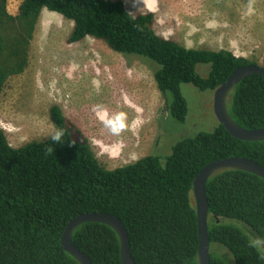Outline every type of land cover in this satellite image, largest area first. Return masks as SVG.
I'll return each mask as SVG.
<instances>
[{"label":"trees","instance_id":"1","mask_svg":"<svg viewBox=\"0 0 264 264\" xmlns=\"http://www.w3.org/2000/svg\"><path fill=\"white\" fill-rule=\"evenodd\" d=\"M8 2L0 0V95L9 78L28 67L44 9L73 21L68 43L92 36L150 63L165 109L180 122L189 113L183 83L215 90L237 67L257 64L229 49L187 47L166 38L153 26V11L133 14L124 0H23L16 14ZM201 63L211 64L208 75L199 72ZM227 106L241 125L264 127V75L237 83ZM50 116L54 134L21 146L12 145L0 125V264H81L63 247L62 236L73 218L91 212L124 222L137 264H199L197 175L208 163L230 156L264 165V140L238 138L219 122L211 131L179 140L164 158L152 153L108 168L60 106L52 105ZM207 194L211 246L218 243L232 253L211 249V264H264L251 238L264 243V177L242 169L220 171L209 178ZM227 218L245 223L251 236ZM73 239L93 264H123L112 226L84 222Z\"/></svg>","mask_w":264,"mask_h":264},{"label":"rangeland","instance_id":"2","mask_svg":"<svg viewBox=\"0 0 264 264\" xmlns=\"http://www.w3.org/2000/svg\"><path fill=\"white\" fill-rule=\"evenodd\" d=\"M22 1L9 0L10 12L18 13ZM124 1L133 14L153 11V26L166 38L187 47L229 49L264 65V0ZM73 25L63 15L43 10L28 67L10 77L0 95V125L12 145L54 134L52 105L60 106L67 119L83 130L108 168L152 153L164 158L179 140L219 125L215 90L183 83L189 113L180 122L165 109L150 63L92 36L70 44ZM210 69V63L198 65L203 75ZM226 223L237 224L251 236L245 223L229 218ZM211 249L232 256L218 243Z\"/></svg>","mask_w":264,"mask_h":264},{"label":"water","instance_id":"3","mask_svg":"<svg viewBox=\"0 0 264 264\" xmlns=\"http://www.w3.org/2000/svg\"><path fill=\"white\" fill-rule=\"evenodd\" d=\"M256 73L264 75V65L250 63L239 66L232 72L226 82L215 89L214 94V111L219 122L222 123L234 136L244 140H264V127L247 128L238 123L229 112L227 98L237 83L247 76ZM227 169L247 170L264 177V165L252 158L243 156H230L215 160L201 169L194 181V196L198 213L199 234L201 238L198 254L199 264H211L207 182L215 173ZM88 221H99L112 226L118 233L121 241L123 264H137L131 253V242L126 225L116 215L104 212H91L78 215L68 223L63 233V247L77 258L81 264H93V262L83 250L76 246L73 235L80 224Z\"/></svg>","mask_w":264,"mask_h":264},{"label":"clouds","instance_id":"4","mask_svg":"<svg viewBox=\"0 0 264 264\" xmlns=\"http://www.w3.org/2000/svg\"><path fill=\"white\" fill-rule=\"evenodd\" d=\"M252 245H253V247L264 248V243L261 242V239L260 238H257L255 240H252Z\"/></svg>","mask_w":264,"mask_h":264}]
</instances>
